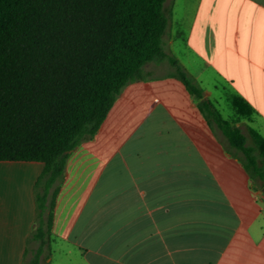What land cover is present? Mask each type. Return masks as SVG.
Returning <instances> with one entry per match:
<instances>
[{
    "label": "crops",
    "instance_id": "1",
    "mask_svg": "<svg viewBox=\"0 0 264 264\" xmlns=\"http://www.w3.org/2000/svg\"><path fill=\"white\" fill-rule=\"evenodd\" d=\"M165 10L169 48L205 97L220 110L226 96L233 122L264 136V0H167ZM191 96L187 117L158 98L105 159L70 153L43 264H264V189ZM235 98L253 113L239 114ZM43 169L0 161V264H25L39 247L31 235Z\"/></svg>",
    "mask_w": 264,
    "mask_h": 264
},
{
    "label": "trees",
    "instance_id": "2",
    "mask_svg": "<svg viewBox=\"0 0 264 264\" xmlns=\"http://www.w3.org/2000/svg\"><path fill=\"white\" fill-rule=\"evenodd\" d=\"M166 1L0 0V161L44 165L35 185L31 235L39 247L25 264H43L50 255L70 153L97 135L119 95L142 79L149 62L167 61L174 68L208 125L222 132L264 189V137L225 119L167 51ZM234 104L239 114L254 111L242 98Z\"/></svg>",
    "mask_w": 264,
    "mask_h": 264
},
{
    "label": "rangeland",
    "instance_id": "3",
    "mask_svg": "<svg viewBox=\"0 0 264 264\" xmlns=\"http://www.w3.org/2000/svg\"><path fill=\"white\" fill-rule=\"evenodd\" d=\"M168 40L169 38L165 36L166 49L175 56L169 48ZM215 93L218 96H224L221 91H216ZM158 98L165 103L174 105V109H185L186 114L184 116L187 117L189 110L187 111L186 106L192 96L186 91L182 82L174 76V68L167 61L162 62L151 74L144 72L142 79L125 87L104 124V132L97 133L94 137L95 141H92L94 139L92 138L82 142L76 148L78 152L76 153L75 151L72 155L74 160L82 154L84 156L92 155L100 156L103 159L107 158L114 150V143L123 142L130 138L133 131L145 120L149 110L158 106ZM219 103L222 116L233 122L236 119V115L231 100L224 96ZM177 113L179 114V112ZM200 115L199 113L198 116ZM154 117L155 115L152 118ZM72 156L71 154L69 155L67 162L69 158L71 160Z\"/></svg>",
    "mask_w": 264,
    "mask_h": 264
}]
</instances>
